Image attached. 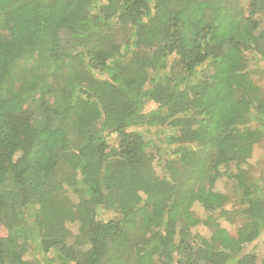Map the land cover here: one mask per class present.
<instances>
[{"label":"trees","instance_id":"obj_1","mask_svg":"<svg viewBox=\"0 0 264 264\" xmlns=\"http://www.w3.org/2000/svg\"><path fill=\"white\" fill-rule=\"evenodd\" d=\"M247 54L264 0H0V264H264Z\"/></svg>","mask_w":264,"mask_h":264},{"label":"rangeland","instance_id":"obj_2","mask_svg":"<svg viewBox=\"0 0 264 264\" xmlns=\"http://www.w3.org/2000/svg\"><path fill=\"white\" fill-rule=\"evenodd\" d=\"M248 64L246 67L247 72L252 77L254 82L261 87L262 93L264 94V59L254 56L252 54H247ZM253 126L258 125V122L252 123ZM238 142L242 140V134L239 133ZM247 173L257 180L264 187V136H262L259 143H257L251 154V157L248 160V163L245 165ZM229 183H225L221 187V191L229 193ZM225 209H231V204H227ZM219 221L226 230L234 234L236 227L238 226L240 219H234V216L231 217V222L219 218ZM5 234L4 228L0 225V236ZM254 252L258 259L264 258V233H262L254 242L244 246V252Z\"/></svg>","mask_w":264,"mask_h":264}]
</instances>
